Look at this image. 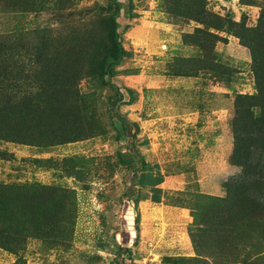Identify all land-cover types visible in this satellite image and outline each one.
<instances>
[{"label": "rangeland", "instance_id": "obj_1", "mask_svg": "<svg viewBox=\"0 0 264 264\" xmlns=\"http://www.w3.org/2000/svg\"><path fill=\"white\" fill-rule=\"evenodd\" d=\"M111 3L0 0V54L15 47L19 53L6 87L20 102L31 92L36 107L31 143L0 139V152L7 153H0V184L16 186L21 196L32 186L37 196L52 194L68 235V245L30 237L20 250L0 247V264H109L120 257L124 264H159L143 257L149 252L136 238L141 213L136 195L127 196L134 173L118 156L127 147L161 165L169 181L165 200L192 212L197 240L206 228L224 226L216 224L212 206L233 202L232 181L244 169L231 157L232 121L239 96L257 92L264 33L252 29L263 20L264 0H130L132 11L124 8L118 17L126 53L113 77L124 93L113 110L130 122L129 130L112 117L115 91L99 75L111 45ZM258 152L264 176V144ZM204 209H210L206 217ZM155 221L176 234L183 226L160 216ZM245 225L232 236L233 264H264V215ZM213 234L209 242L218 246L209 260L215 263L229 240Z\"/></svg>", "mask_w": 264, "mask_h": 264}, {"label": "trees", "instance_id": "obj_2", "mask_svg": "<svg viewBox=\"0 0 264 264\" xmlns=\"http://www.w3.org/2000/svg\"><path fill=\"white\" fill-rule=\"evenodd\" d=\"M178 2L179 0H176V5H178ZM109 8L111 10L108 20L111 26V45L101 62L99 75L115 91V94L110 97L109 102L112 117L120 122L121 129L129 130L130 122L126 118L121 117L119 112L113 110L117 103L124 100V93L115 83L113 77L115 66H118L122 62L126 53V49L120 40L121 31L119 28L121 27V23L118 21V17L124 8L132 11V4H130V0L127 3H124L122 0H112ZM262 17L263 20L260 21L259 27L252 30L264 33V12ZM2 39L3 36L0 34V42ZM250 40L252 42L254 39L251 38ZM18 56L19 53L16 47L11 48L9 55L4 58L0 54V139L17 143H31L33 138H36L33 131L35 127L33 112L36 108L33 102L34 96H32L31 92H28L25 100L20 102L16 99L15 95L11 96L8 87H6L7 81L15 78L12 71V68H14L12 67V61L14 60V63H16ZM261 60L262 65L258 66L257 64L258 69L256 71L257 92L254 94H241L239 96L232 121L235 148L231 157L234 162L241 164L244 168L240 176L234 178L232 181L234 182L233 187L236 190L231 194L233 202L226 205L215 203L212 206L218 207L215 216L216 224L224 226L222 229H217V231L212 230V228H206V234L201 240H197L194 229H190L189 227L196 255L192 257L168 256L165 257L168 264H186L185 260L197 257H199V261L200 259L202 260V264H233V256L237 248L232 239L233 234L238 229H242L243 226L247 228L245 224L252 217L264 215V176L258 173L261 166L260 152L258 150L264 144V59L261 58ZM75 63L76 61L73 60L71 66H74ZM130 92L131 90H129ZM52 94L58 95L59 90L54 88ZM143 141L148 143V139H144ZM54 143L47 142L46 145ZM118 156L122 164L128 169L133 170L134 180L131 186V193L127 196L133 197L136 195L134 197L135 201L132 200L138 208V202L147 199L149 195L148 191L142 188L149 186L151 190L157 189L155 187L157 182L155 181L158 179L157 174H161L160 166L157 163L151 164L146 161L138 148L137 151L130 147L124 150L120 149ZM162 180L163 176H160V181ZM15 187L0 184V247L10 251L20 250L30 237H43L47 244L55 243L54 246L68 245L67 232L62 229V222L58 217L60 207L56 204L57 201H55L53 195L47 193V196L44 194L37 196L35 192L30 191L32 186L28 188L29 190L26 194L24 193L21 196L20 193L14 192L16 191ZM215 199L225 200L221 199V197H212V200ZM52 200L55 203L52 204ZM153 200L160 201L156 198H153ZM60 206L64 207L62 204ZM205 212H210V209H204L203 215L206 217ZM212 220L209 219L210 222H207L213 224ZM200 225L205 226V223L202 222ZM139 230V225L137 224V239L139 238ZM214 232H216L217 235L215 236L219 239L229 240L227 245L225 244L224 247L221 245L220 247L221 252H224L223 259L219 260L218 257L215 263L209 260L215 254L213 249L218 246H213L209 242ZM124 234V245L126 246L128 243V233ZM64 239L67 242L63 241ZM137 244L138 240L134 242L135 246ZM125 251L131 256L130 260L132 261L134 258L131 255V248L125 247ZM119 255L123 256V252ZM254 262L249 261L246 264H254ZM109 264H124V257L115 259ZM129 264L134 263L131 262Z\"/></svg>", "mask_w": 264, "mask_h": 264}, {"label": "crops", "instance_id": "obj_3", "mask_svg": "<svg viewBox=\"0 0 264 264\" xmlns=\"http://www.w3.org/2000/svg\"><path fill=\"white\" fill-rule=\"evenodd\" d=\"M158 165L160 166L161 174H157L158 179L155 181L157 182L155 187L159 190H151L149 186L142 188L148 191L149 195L147 199L138 202V210L141 213L139 238L141 239L142 245L139 248H146L148 250L149 253L145 256L143 255L145 259L154 260L155 258H159V264H168L165 257H192L196 255V252L189 232V227L192 222L191 212L185 206H175L166 202L165 197L167 195L166 193L169 187L167 184H169V181L163 173L161 165ZM160 176H163L162 181H160ZM153 198L159 199L160 201H154ZM159 216L163 218L164 222L176 219L178 222L183 223L180 234H176L173 230L164 231L155 221Z\"/></svg>", "mask_w": 264, "mask_h": 264}]
</instances>
